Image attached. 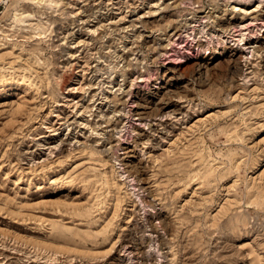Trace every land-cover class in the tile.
<instances>
[{
	"label": "rangeland",
	"instance_id": "rangeland-1",
	"mask_svg": "<svg viewBox=\"0 0 264 264\" xmlns=\"http://www.w3.org/2000/svg\"><path fill=\"white\" fill-rule=\"evenodd\" d=\"M0 264H264V0H0Z\"/></svg>",
	"mask_w": 264,
	"mask_h": 264
}]
</instances>
